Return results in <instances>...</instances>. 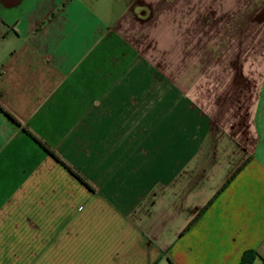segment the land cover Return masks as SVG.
Here are the masks:
<instances>
[{
    "label": "crops",
    "instance_id": "obj_1",
    "mask_svg": "<svg viewBox=\"0 0 264 264\" xmlns=\"http://www.w3.org/2000/svg\"><path fill=\"white\" fill-rule=\"evenodd\" d=\"M0 42V264H264V0H0Z\"/></svg>",
    "mask_w": 264,
    "mask_h": 264
},
{
    "label": "trees",
    "instance_id": "obj_2",
    "mask_svg": "<svg viewBox=\"0 0 264 264\" xmlns=\"http://www.w3.org/2000/svg\"><path fill=\"white\" fill-rule=\"evenodd\" d=\"M0 110L8 117L10 118L14 123L20 125V123L16 120L15 117L12 116L11 113H9L6 109H4L1 105H0ZM25 131L27 133H29L43 148H45L48 153L54 157L56 160L60 161L65 167H67V169L71 172V174H73L75 177H77L79 180L84 182V178L78 174L76 171H74L70 166H68V164H66L63 160L60 159L59 156H57L53 150H51L41 139H39L35 134H33L31 131H29L28 129L25 128Z\"/></svg>",
    "mask_w": 264,
    "mask_h": 264
},
{
    "label": "rangeland",
    "instance_id": "obj_3",
    "mask_svg": "<svg viewBox=\"0 0 264 264\" xmlns=\"http://www.w3.org/2000/svg\"><path fill=\"white\" fill-rule=\"evenodd\" d=\"M21 14H22V11H21V10H17L16 12H13V17H14V19L20 17ZM9 20H10V19H9ZM0 43H1V42H0ZM0 46H1V44H0Z\"/></svg>",
    "mask_w": 264,
    "mask_h": 264
}]
</instances>
